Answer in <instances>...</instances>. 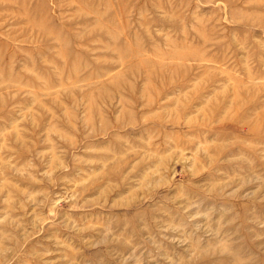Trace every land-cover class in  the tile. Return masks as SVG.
<instances>
[{
	"label": "rangeland",
	"instance_id": "374dc122",
	"mask_svg": "<svg viewBox=\"0 0 264 264\" xmlns=\"http://www.w3.org/2000/svg\"><path fill=\"white\" fill-rule=\"evenodd\" d=\"M0 264H264V0H0Z\"/></svg>",
	"mask_w": 264,
	"mask_h": 264
}]
</instances>
